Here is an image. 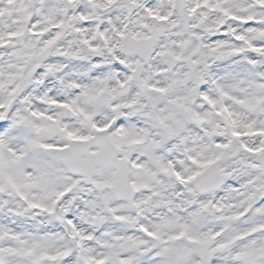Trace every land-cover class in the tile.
Instances as JSON below:
<instances>
[{
    "label": "snow or ice",
    "instance_id": "6c2138e0",
    "mask_svg": "<svg viewBox=\"0 0 264 264\" xmlns=\"http://www.w3.org/2000/svg\"><path fill=\"white\" fill-rule=\"evenodd\" d=\"M0 264H264V0H0Z\"/></svg>",
    "mask_w": 264,
    "mask_h": 264
}]
</instances>
